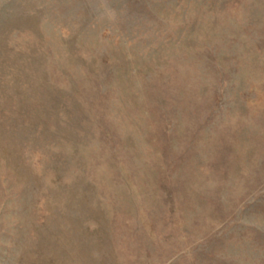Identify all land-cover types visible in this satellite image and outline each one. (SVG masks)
<instances>
[{
  "label": "rangeland",
  "instance_id": "1",
  "mask_svg": "<svg viewBox=\"0 0 264 264\" xmlns=\"http://www.w3.org/2000/svg\"><path fill=\"white\" fill-rule=\"evenodd\" d=\"M0 264H264V0H0Z\"/></svg>",
  "mask_w": 264,
  "mask_h": 264
}]
</instances>
